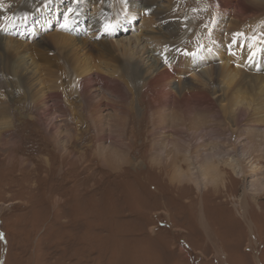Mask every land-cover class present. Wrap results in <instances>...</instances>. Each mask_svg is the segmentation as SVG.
I'll use <instances>...</instances> for the list:
<instances>
[{
	"label": "rangeland",
	"instance_id": "1",
	"mask_svg": "<svg viewBox=\"0 0 264 264\" xmlns=\"http://www.w3.org/2000/svg\"><path fill=\"white\" fill-rule=\"evenodd\" d=\"M44 1L35 2V5L40 4L39 7L30 12V17L25 16L24 21H30L18 29H23L20 32L21 49L24 50L30 43L34 48L49 52L50 57L56 55L59 60L63 57L72 63L76 59L77 63L98 64L99 72H93L102 78L100 81L94 79L90 90L84 93L94 104L100 102L98 116L103 121L97 126L90 123L89 109L83 103V91L80 90V95L75 84L68 87L63 79L58 81V75H45L44 72L37 78L28 75L34 78L28 90L16 89L22 78L20 64L26 60L15 58L14 69L8 68L12 58L4 51L5 39L18 24L16 18L8 17L0 26V76L2 78V74L13 72L17 85L10 84L0 89V109L5 107L9 120V127L2 132H10V137L4 136L3 139L8 144L0 146V264H264V190L255 195L259 205L250 203L246 214L242 215V212H237L239 208L234 206L229 195L231 192L236 201L241 199L245 181L235 178L229 171L226 170L227 182H231L227 194L224 195L221 189L222 195L216 198L209 186L207 191H197L191 183L171 182L169 176L160 172L166 165L149 160L157 151L153 143L163 134L170 138L182 129L186 132L199 130L190 140L185 137L188 139L185 144L193 148L200 145L204 150L210 148L206 145L209 139L212 142L216 140L215 134L222 138L227 134L224 130L215 129L229 126L231 134H236L238 126L233 122L227 106L229 97L235 92H230L233 84L227 88L220 82L221 78L216 84H211L217 91V99L214 96L210 98L214 101L213 109L191 112L190 122L187 119L180 121L181 116L177 115L178 126L174 125L169 120L174 111L169 110L163 116L164 126L156 127L158 121H154L155 124L152 122V116L142 100V85L130 80L129 83L134 86L132 91H128L112 72L111 66H107L110 62L103 63L99 54L90 50L100 42L119 46L133 43L136 39L139 46L131 64L140 71L137 77L146 79L150 67L155 65V59H171L183 43L162 46L157 41L159 36L153 32L154 27L150 26L155 22L154 18L142 17L140 8L135 9V15L129 18L122 12L124 7L118 0H103V3L96 0ZM211 1L181 0V14L186 19L183 32L187 34L182 41L191 38L205 23L207 13L204 6ZM11 2L7 6L9 9L16 3L15 0ZM163 3L166 8L169 1L163 0ZM105 10L117 15L110 16L108 20L112 27L104 25L101 30L97 27L99 25L92 26L97 20L110 15L104 14ZM73 16L79 17L80 27L77 29L80 31L77 33L68 28L67 21ZM144 20L150 23H143ZM13 21L14 24L9 25ZM91 21L93 23H89ZM177 39L180 40V36ZM148 50H153V53ZM146 51L149 55L145 54ZM229 52L236 53L231 48ZM187 54L185 58L192 55L196 58L194 62L199 60L198 53L189 51ZM120 58L128 64V58ZM204 61L191 63L193 68L188 75L194 80H200L197 71L207 77V63L213 59ZM216 61L218 69H223L225 61ZM103 76L110 79V83L108 79L104 81ZM182 78L179 80L182 81ZM2 82L4 84V79ZM176 85L173 83L174 87ZM65 90L66 95L63 94ZM48 92L61 94V98L50 96L46 100L44 97ZM233 96L244 98V108L248 106V111L240 119L242 126L247 116H254L253 110L264 112L260 109L262 105L264 110V102L246 88ZM122 99L127 102L129 122L128 126L119 127L116 125L115 106ZM190 106L194 107L192 103ZM66 107L67 110L72 107L75 113L65 112ZM67 122L73 127L78 125L76 130H71L73 139L66 135ZM244 136L240 138L241 143L245 142L247 136ZM120 140L124 145L122 150L118 148ZM59 145L68 153L63 159ZM106 148L109 159L110 148L124 156L126 149L127 159L121 163L111 162L113 165L110 166V162H105L100 156ZM7 156V160H2ZM260 165L264 168V159ZM221 168L225 171L224 166ZM257 206H260L259 209ZM201 211L206 221L205 230L199 220ZM243 216L248 223H244Z\"/></svg>",
	"mask_w": 264,
	"mask_h": 264
},
{
	"label": "bare ground",
	"instance_id": "2",
	"mask_svg": "<svg viewBox=\"0 0 264 264\" xmlns=\"http://www.w3.org/2000/svg\"><path fill=\"white\" fill-rule=\"evenodd\" d=\"M36 1L38 0H15V6L9 9L7 6L12 3L11 0H0V26L4 21H6L8 17L14 19L26 15L29 16L30 12H33L35 7L40 5H35ZM50 1L53 2L55 0ZM96 1L97 3H103V0ZM168 1V6L164 8L163 0H118V3H122L124 7L122 8V12H125L127 15H129V18H132V16L135 15L133 12H135V9L137 8H140L139 10L142 14V17L152 16L154 18L155 22L153 23L145 20L142 22H148L152 28H155H153V32L161 39L157 41L160 42L162 46L174 42L183 43L180 48H178L175 56L171 59L162 57L159 61L155 59V65L150 67L148 78L143 79L141 77H137V72L140 71L136 65L131 64V61L135 56L139 46V42L136 39L135 41L132 40L134 41L133 43L127 42L119 46H115L111 42H100L90 50V52L98 53L99 60L102 62H110V65L107 66H111L112 72L115 73L117 77L124 83L128 91H132L134 86L132 82L131 84L129 83L130 80H133L135 84L142 85L141 87L144 94L142 100H144L147 110L152 116V122L155 124V122L158 121V124H155V126H159V128L164 126L165 123H163V116L165 112L169 110L174 111L172 117L169 120L173 121V124L176 125L178 116H181L180 121L187 119L190 122L192 119L190 120L188 118H191L189 117V115L192 114L191 112H194L195 110L198 112L202 109H213L214 101L212 102L210 98L211 96H214V99H217V91L214 90V86L211 84H216L220 78V82H223L222 84L226 85L227 88L233 84V86H231L233 88H230L231 93L233 90L235 91L233 92V95H235L236 92H240L242 88H246V90H248L252 95L260 99L261 102H264V18L262 17L264 16V0H212L204 6L207 13L206 20L204 21L205 23H203V25L194 32L191 38L185 39L184 41L181 39L186 33L183 32L186 25V19L184 15L181 14V0ZM45 2L46 1L44 0H40V3ZM126 2H129L130 4H127ZM127 11L131 13H127ZM106 13L110 14L108 10H105L104 14ZM110 16L112 18L113 16L117 15L110 14L107 16V18L104 17L101 21L97 20L98 23H93L92 21L89 23H93L91 24L92 26L94 24L99 25L97 27L102 30L104 27L101 26H104L109 22L108 20L110 19ZM13 24L14 21L9 25ZM24 24V22H18V24H15L14 30L9 33L5 39L4 47V51L8 53L9 58H12V60L8 62V68L14 69L16 65L14 62L15 58L20 59V61L23 59L26 60V62L24 61L22 64H20V67L22 68V73L20 76H22V78L19 80L20 83L18 82L20 86L16 87V89L19 90V87L22 89H27L30 87V83L32 79H34L33 77L37 78V76L42 72L46 73L45 75H58V81L63 79V81L66 82V86L69 87L72 84H75L79 92L80 90L83 91V103L85 104L86 108L89 109L88 114L91 120L90 123L94 124L95 126L101 124L103 119L98 116L100 112V102L97 101V103L94 104L91 102V100L87 99L89 95L84 93L90 90L91 85L94 84V79L98 78L99 80L100 77L102 78V76L93 72V70H96L95 72H99V65H90L87 62L77 63L76 59H73L75 63H72L71 60L66 61V59L63 57H61L59 60L56 55L55 57H50L48 54L49 52L47 53L42 51L40 48H34L35 46H30V43H27V46L24 50L21 49L23 44L22 40L20 41V39L22 38L21 33L23 32V29L21 31H18V29L23 28ZM56 36L57 38L60 37L59 35ZM179 36L180 40L177 39ZM69 43L70 42H68V44ZM71 46L74 47L73 45ZM183 46H185V48ZM230 48L236 51L235 55L229 52ZM189 51L192 54L198 53L199 60L194 62L193 59L196 58H193L192 55L189 56L188 59L185 58ZM20 52L23 54L20 55ZM148 52L152 54L153 50H148ZM148 52L146 51L145 54L149 55ZM209 52L211 53L210 55H208ZM60 53H64V51H61ZM229 55H231V58ZM119 56L123 57L124 59L125 57L128 58V64L121 61ZM205 59H213V61L207 63V77H205L200 71H197L200 80H194L191 75H188L190 74V68H193L191 63L193 62L192 64H198L199 62H205ZM216 60L221 63L225 61L223 62V69H218L216 66ZM107 69L110 71V68ZM146 71L148 72L149 70ZM2 75L4 77L1 78L0 76V84H2L0 89H5V87H9L10 84L17 85L15 81L16 74L13 72H8L7 74L5 73ZM28 75L33 77H28ZM186 75L188 77H186ZM180 77H183L182 81L179 80ZM2 79H4V84ZM103 79L105 81L108 78L103 76ZM110 81L111 80L108 79L109 83ZM112 83L116 84L117 82L112 81ZM173 83H177V85L174 87ZM66 93L67 90H65L63 94L66 95ZM233 95L229 97L230 100L227 106L230 110V113H232L233 122L238 126L236 134H231L229 131V126H223L222 128L215 129L221 131L224 130L227 132V134L224 138L220 137L218 133L215 134L214 137H216V140L213 142L211 139H209V143L206 144L210 146L209 150L208 148L207 150H204L202 148L203 146L200 145H196L193 148L191 145L188 146V143L185 144V141L188 139L190 140L192 135H194V133L198 132L199 130L194 132L188 130L189 132H186V129H182V131H180L175 136L171 135L170 138H167L163 134V136H159L153 143L157 151L153 153L151 159L149 158V160L153 163L157 162L163 165L165 164L166 166L162 167L160 172H162L165 176H169L171 182L191 183L197 191H207L206 189L209 186L212 188L213 195L217 196L216 198L222 195L221 192L225 193L224 195L227 194L228 185L231 184V182H227L226 177V172L229 171L235 178L245 181V185L241 193V199L236 201L231 192L229 195L234 206L236 205L239 208L237 212H242V215H244L246 214L245 210L248 208L250 203L255 205L257 204L255 195L259 191L264 190V168L260 165V161L264 159V112L260 113L257 112L256 109L253 110L254 116H247L244 119L245 125L242 126L240 124V119L241 116L245 115L248 111V106L244 108V98H239L238 96L234 97ZM50 96H58V99L61 98V94L49 92L44 98L47 100ZM122 100L119 105L117 103L115 106V113H117V115H115L117 118L116 125L119 127H124V125L128 126L127 122H129V120L127 121V117L129 115L127 102L125 103L124 99ZM191 103L194 105V107L190 106ZM260 109L264 111L262 109V105ZM67 111L70 114L72 112L75 113L72 107L68 110L66 107L65 112ZM5 112V107H2L0 109L1 147L8 144V141L3 140L5 139L4 136L10 137V132H2L9 127V120H7V114L5 115ZM211 115H213V113ZM121 116L126 117V119H122ZM40 120L41 119H39V121ZM161 120L162 122H160ZM73 121L75 122L76 120ZM68 122L66 124V131L68 134L66 135L67 137H71V139H73V137L70 136L71 130H76L78 125L74 124L76 127L75 128L72 125H69ZM80 124L82 125L83 123L81 122ZM242 136H244V138L246 137L244 139V143H241L240 141ZM185 137H188V139ZM202 144L204 145V143ZM62 145H59L58 147L63 159L68 155V153L64 151V149H61ZM123 146L124 145L120 140V142H118V148L122 150ZM107 154L108 148L103 150L100 156L102 157L101 159L105 160V162H110V166L113 165L111 162L114 164L121 163L122 160L127 159L126 149L125 156L122 153H116L112 150V148H110V159L106 157ZM7 159L8 156L2 160ZM183 166H185V168ZM221 166H224L225 171L222 170ZM257 207L259 209L260 206ZM245 217L246 216H243V219L244 223L246 224L248 221L246 222ZM199 220L201 226L205 230L206 221L204 220L202 211L201 215L199 216Z\"/></svg>",
	"mask_w": 264,
	"mask_h": 264
},
{
	"label": "snow or ice",
	"instance_id": "3",
	"mask_svg": "<svg viewBox=\"0 0 264 264\" xmlns=\"http://www.w3.org/2000/svg\"><path fill=\"white\" fill-rule=\"evenodd\" d=\"M0 238H2V237H0Z\"/></svg>",
	"mask_w": 264,
	"mask_h": 264
}]
</instances>
